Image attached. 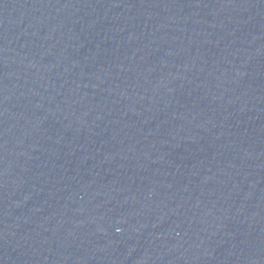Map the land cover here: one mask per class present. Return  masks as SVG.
Returning a JSON list of instances; mask_svg holds the SVG:
<instances>
[{
    "label": "water",
    "instance_id": "obj_1",
    "mask_svg": "<svg viewBox=\"0 0 264 264\" xmlns=\"http://www.w3.org/2000/svg\"><path fill=\"white\" fill-rule=\"evenodd\" d=\"M0 264H264V0H0Z\"/></svg>",
    "mask_w": 264,
    "mask_h": 264
}]
</instances>
